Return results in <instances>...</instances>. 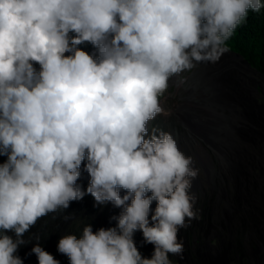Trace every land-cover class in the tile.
<instances>
[{"label": "clouds", "instance_id": "clouds-1", "mask_svg": "<svg viewBox=\"0 0 264 264\" xmlns=\"http://www.w3.org/2000/svg\"><path fill=\"white\" fill-rule=\"evenodd\" d=\"M262 8V0H0V264H23L25 234L85 195L123 210L115 227L86 225L79 238L59 239L70 264L182 258L179 230L199 218L189 191L199 169L149 122L168 115L169 81L179 86L183 73L217 63L249 11ZM82 164L86 190L77 184ZM137 231L154 246L151 258ZM31 253L60 264L39 243Z\"/></svg>", "mask_w": 264, "mask_h": 264}, {"label": "rangeland", "instance_id": "rangeland-1", "mask_svg": "<svg viewBox=\"0 0 264 264\" xmlns=\"http://www.w3.org/2000/svg\"><path fill=\"white\" fill-rule=\"evenodd\" d=\"M70 35L74 34L70 33ZM78 47L90 55L96 54V49L90 43H84ZM65 55H70V53H66ZM34 67L37 71L40 70L38 64H34ZM227 72L230 77L229 79L224 77L227 76ZM230 72L235 73L234 77H238L236 73H240V77L236 79L232 77ZM182 76L186 77V82L178 86L176 83L177 78H172L169 81L168 91L161 98V104L168 115H158L154 120L149 122V129L154 127L170 133L176 142L182 145L189 143L200 145L203 143L199 136H196L197 141L192 137L187 138L189 134H184V122L181 117L183 118L188 113H193L199 119L202 118L203 113L196 109L194 105L205 101L204 92L218 93L219 89L231 86L238 88L241 86L244 89L243 93H252L250 101L254 105L259 106L264 103V97L258 95L260 94L259 89L254 84L257 81L264 82V75L243 54L228 47L217 63L198 64L192 71L185 72ZM226 82H231L232 84L228 85ZM237 88H233V95H236L238 92ZM240 98L242 97L239 96ZM209 101L216 104L218 98L215 95V99L212 98ZM234 101L238 102V99H234ZM220 106L222 114L225 117V137L217 141L214 140V143L226 146L228 153V148L232 147L233 155L230 154L231 165H236L238 168L244 167L240 183L237 184L238 186H242L241 191L245 192L243 198L246 197V201H248L245 203L247 206L242 213L246 214L245 216L259 214L262 210V205H258V203L264 201V134L260 137L257 135V130L264 133V119H261L263 118L261 116H258V118L252 117V119L240 118L230 111L231 106L228 102H224ZM234 126L239 128L237 131L233 130L232 133L231 131ZM244 126H248L247 129H251V132H253L250 136L252 139L242 140L241 130ZM227 135L228 137L226 138ZM224 155L225 157L229 156L226 152ZM6 160L7 156H0V163ZM88 179V176H81L78 180L79 184H82V190L88 187L89 183L86 181ZM196 187L193 206L199 218L191 221L186 220V227L182 228V231H179L178 239L184 245V252L182 258L181 256L170 255L169 259L173 264H199L197 259L204 262L207 261L209 264H219L214 259L217 248L215 234H211L208 236L210 238H206V233L201 231V227L205 221L204 211L208 207L214 209L213 203L216 206L217 212L220 211V201L225 200L226 197L227 200L225 201L229 203V200H232L231 198L235 195L237 196L238 192H235L234 187L236 188V186L233 187V184L232 186H227L225 183L222 184L218 176H213L210 181L198 183ZM215 199L218 200L217 203ZM223 206L225 208L226 204L223 203ZM122 210V208L114 207L111 203L98 205L91 195H85L82 200L70 203L68 209H60L39 219L23 237L27 243L19 247L16 255L23 260V264H38L36 255L31 253V249L36 243H39L50 254L54 251L58 252L57 245L62 236L75 234L79 238L86 225H91L94 233L100 228L108 229L115 227L117 222L111 218L118 216ZM153 213L154 211H151L149 219ZM65 217L70 218L66 220ZM254 229L255 236L257 237V231L259 232L261 229ZM7 234L13 236V239H15L14 233L8 232ZM36 237H39V241H37ZM133 238L141 255L145 258H151L154 246L144 243L142 232H135ZM245 246L249 245H246L245 242ZM255 246H260V248L263 246L264 248V245ZM234 255H230L234 257L233 262L230 261L228 263L264 264L263 259L258 262L244 261ZM57 259L60 264H70L68 257L59 252Z\"/></svg>", "mask_w": 264, "mask_h": 264}, {"label": "flooded vegetation", "instance_id": "flooded-vegetation-1", "mask_svg": "<svg viewBox=\"0 0 264 264\" xmlns=\"http://www.w3.org/2000/svg\"><path fill=\"white\" fill-rule=\"evenodd\" d=\"M230 73L232 77L235 76V73ZM261 73L264 75L262 71ZM236 76L240 77V73H236ZM224 77H227L228 79L230 78L228 72L227 76ZM238 77L234 78L237 79ZM244 77L246 78L245 75ZM226 83H228V85L232 84L231 82ZM254 84L255 87L259 89L260 94L258 95L264 97V82L257 81L254 82ZM233 88L237 87L231 86L221 90L219 89L218 93H212L205 90L207 92H204L205 101L194 105L196 109L203 113L201 119L193 113H188L186 116H183V118L180 116L184 122V134H189L187 138L192 137L197 141L196 136H199L204 144L193 145L192 143H189L182 145L177 143L179 149L186 156H191L193 158V164L191 167H193V169H199L198 176L192 181V187L189 190L191 195H195L198 183L200 184L201 182L210 181L213 176H218L222 184L225 183L227 186H232L233 184V187L236 186L234 189L236 193L238 192V195L231 198L232 200H229V203L225 201L227 200L226 197L225 200H221L220 211L217 212L214 203V209L208 207L204 211L205 221L203 222L201 231L206 233V238H210L208 237L209 235L215 234L217 248L215 250L216 254L214 259L219 264H231L228 262H233L234 257L230 255L234 254L244 261L250 260L252 262H258L261 261V259L264 260L263 246H261L262 249L260 246H255L264 245V201L258 203V205H262L263 210L260 209L261 211L259 214L245 216L246 214L242 213L247 206L245 203L248 201H246V197L243 198L245 192L241 191L242 186H238L237 184L240 183L244 167L242 166L238 168L236 165H231L230 156L233 155L232 147L228 148V153L226 146L224 147L214 143V140L217 141L225 137V117L220 109V105L224 102H228L231 106L230 111L234 112V114L240 118L252 119V117L258 118V116H261L263 117L261 119H264V103L259 106L254 105L250 101L252 93H243L244 89L241 86L237 88L238 92L236 95H233ZM248 89H250V87H248ZM215 95L218 98V102L213 104L209 99H215ZM239 96L242 98L239 99ZM234 99H238V102H235ZM247 127L244 126L242 130L240 129L242 140L244 141L252 139L250 136L253 132H251V129L248 130ZM238 128L239 127L234 126L231 132L233 133V130L237 131ZM252 128L254 130L253 126ZM263 134L264 133L257 130V135L262 137ZM227 137L228 135L226 138ZM225 152L229 154V156L225 157ZM84 163L86 164V160ZM81 176L89 177L84 164L81 165ZM89 179L86 180L88 183ZM77 184L82 187V184H79L78 181ZM246 185L248 186V184ZM84 189L86 190V188ZM120 194L123 196L126 192L121 189ZM217 202L218 200H216V203ZM223 203L226 204L225 208ZM254 228L258 230L261 229L259 232L257 231V237L255 236ZM181 229L179 231H182ZM245 242L246 245L249 246H245Z\"/></svg>", "mask_w": 264, "mask_h": 264}, {"label": "trees", "instance_id": "trees-1", "mask_svg": "<svg viewBox=\"0 0 264 264\" xmlns=\"http://www.w3.org/2000/svg\"><path fill=\"white\" fill-rule=\"evenodd\" d=\"M226 46L243 54L264 73V8L258 13L250 10L247 19L236 29ZM52 255L57 259L58 252L54 251ZM197 260L199 264H209Z\"/></svg>", "mask_w": 264, "mask_h": 264}, {"label": "bare ground", "instance_id": "bare-ground-1", "mask_svg": "<svg viewBox=\"0 0 264 264\" xmlns=\"http://www.w3.org/2000/svg\"><path fill=\"white\" fill-rule=\"evenodd\" d=\"M156 204V202L155 201H153V203H152V205H151V209H152V211H153V208H154V205Z\"/></svg>", "mask_w": 264, "mask_h": 264}, {"label": "water", "instance_id": "water-1", "mask_svg": "<svg viewBox=\"0 0 264 264\" xmlns=\"http://www.w3.org/2000/svg\"><path fill=\"white\" fill-rule=\"evenodd\" d=\"M155 207H156V204L154 205V208L153 209H155Z\"/></svg>", "mask_w": 264, "mask_h": 264}]
</instances>
